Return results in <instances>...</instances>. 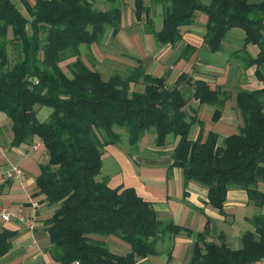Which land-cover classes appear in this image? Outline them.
Returning <instances> with one entry per match:
<instances>
[{
	"label": "trees",
	"instance_id": "16d2710c",
	"mask_svg": "<svg viewBox=\"0 0 264 264\" xmlns=\"http://www.w3.org/2000/svg\"><path fill=\"white\" fill-rule=\"evenodd\" d=\"M22 1L29 19L13 1L0 0V112L12 122L13 145L37 138L44 146L46 161L40 165L36 187L55 207L45 220L55 260L142 264L136 257L157 253L160 234L190 233L174 223L162 227L151 204L134 188H111L106 178H97L105 146L121 142L123 134L117 128L124 130L129 153L149 129L155 133L157 147H164L168 135L176 139L170 153L172 165L182 169L185 183L195 181L205 187L208 204L219 211L231 187L245 190L255 205L264 204V192L259 189L264 183V0H155L169 4L162 28H150L159 43L176 44L181 39L179 28L191 24L195 12L202 11L207 15L204 43L209 50L221 49L232 28L243 30L244 45L258 46L250 63L255 64L263 87L237 91L242 124L221 143L213 131L189 139L187 98L176 86L184 75L168 88L162 77L145 73L141 66L104 78L82 61L80 44L98 42L108 27L112 35L118 32V7L99 10L95 0H34L32 5ZM134 7L138 18L147 11L144 0H134ZM150 24L146 21L147 27ZM8 45L19 51L14 62ZM70 57L75 60L63 71L59 63ZM141 81L143 89L133 90L132 85ZM190 85L191 96L200 104L214 106L212 119L218 120L228 93L211 89L201 79ZM39 106L52 108L45 121L35 116ZM248 219L254 229L242 234L238 249L228 246L223 235L218 242L207 239V220L187 264H248L264 257V213ZM8 236L0 233V254L9 248ZM101 236H115L128 243L131 251L114 254Z\"/></svg>",
	"mask_w": 264,
	"mask_h": 264
},
{
	"label": "crops",
	"instance_id": "0c3cea01",
	"mask_svg": "<svg viewBox=\"0 0 264 264\" xmlns=\"http://www.w3.org/2000/svg\"><path fill=\"white\" fill-rule=\"evenodd\" d=\"M11 1L25 18H30L22 0ZM26 1L31 5L34 2ZM202 1L208 3L210 0ZM144 4L147 11L138 18L134 0H115L113 3L95 0L93 5L96 9L107 10L115 6L121 10L120 27L115 35L108 27L98 42L80 44L82 61L101 73V68H107L110 74L124 73L129 67L141 66L145 73L162 77L168 88L177 84L179 75H184L176 86L185 92L187 98L185 110L187 121H191L189 139H196L199 132L204 137L207 132L213 131L218 134V143H221L223 137L237 133L242 124L236 106L237 91L263 87L262 81L255 75V64L250 63L259 51L258 46L244 45L243 30L232 28L225 35L221 49L209 50L204 43L207 15L202 11L195 12L191 24L179 28L181 39L176 44L159 43L151 29L159 31L162 28L163 13L169 4L155 0H144ZM148 20L151 27L146 25ZM11 36L9 31L8 37ZM74 60L75 57H70L61 61V69L68 71L69 64ZM198 79L206 81L211 89L228 93L222 114L216 121L212 119L214 106L200 104L191 96L190 84ZM143 87L142 81L132 85L136 91H141ZM51 111L48 106H39L35 116L39 121H45ZM116 130L121 132V129ZM149 130L145 131L131 153L124 134L121 142L106 145L97 178H106L111 188H134L139 197L151 204L162 227L174 223L187 228L190 233L182 230L177 234H160L156 242L157 253L136 257V261L142 264H187L197 234L204 229L207 220V239L218 242L223 235L228 246L240 248L242 234L254 229L248 218L264 213V204L255 205L248 199L245 190L231 187L227 191L223 211L214 208L207 202V189L195 181L185 183L182 169L172 165L170 153L176 139L168 135L164 147H157L155 133ZM12 139V122L7 114L0 112V168L8 169L11 164H17L25 171L27 180L24 188L18 181L8 180L1 187L0 200L12 212L33 218L34 227L28 228L15 217L0 227V233H9V248L0 254V264H61L52 257L45 226V220L52 215L55 207L47 203L45 195L36 187L40 165L46 161L44 146L41 143L37 149H32L37 138L18 145H13ZM259 189L264 192V183ZM101 238L114 254L126 255L131 251L128 243L115 236Z\"/></svg>",
	"mask_w": 264,
	"mask_h": 264
},
{
	"label": "built area",
	"instance_id": "2783aa9c",
	"mask_svg": "<svg viewBox=\"0 0 264 264\" xmlns=\"http://www.w3.org/2000/svg\"><path fill=\"white\" fill-rule=\"evenodd\" d=\"M41 143L42 142L39 139L36 140L32 145V149H37V147ZM8 180L18 181L19 185L23 188L27 184L25 171L21 166L17 164H11L8 169L0 168V191L2 185H4ZM13 217H15L21 223L25 224V226H27L28 228L32 229L34 227L33 218L27 217L22 213L12 212L10 208L7 205L3 204L0 200V227L10 221ZM248 264H264V257L251 261Z\"/></svg>",
	"mask_w": 264,
	"mask_h": 264
},
{
	"label": "rangeland",
	"instance_id": "374dc122",
	"mask_svg": "<svg viewBox=\"0 0 264 264\" xmlns=\"http://www.w3.org/2000/svg\"><path fill=\"white\" fill-rule=\"evenodd\" d=\"M20 8L22 9V11H24L22 5H20ZM8 55H9V58H10L11 62H14L18 58L19 51H18V49H16L12 45H8ZM101 69L103 71L102 72L103 73L102 75H103L104 78H108L111 75L110 74L111 71L109 69H107V68H101ZM118 73H121V72H118ZM133 89H134V87H133ZM117 129H121L122 134H124V130L122 128H117ZM151 130H149V131H151Z\"/></svg>",
	"mask_w": 264,
	"mask_h": 264
}]
</instances>
